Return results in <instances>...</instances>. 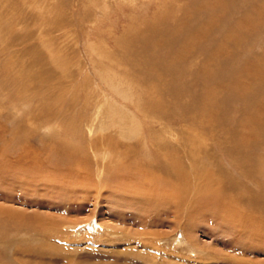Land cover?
<instances>
[{
  "label": "rangeland",
  "instance_id": "obj_1",
  "mask_svg": "<svg viewBox=\"0 0 264 264\" xmlns=\"http://www.w3.org/2000/svg\"><path fill=\"white\" fill-rule=\"evenodd\" d=\"M205 1L0 0V174L3 175L0 180L4 184L0 183V264H26L23 260L35 254L32 248L41 249L45 253L43 261L49 264H264V237L254 235L253 227L246 222V219L253 220V225L260 222L264 227V0H216V62L208 60L214 45L213 41H207L203 53L190 57L185 64L188 67L210 65L211 70L215 67L213 75L222 84H216L215 107L197 106L198 96H205L203 83L209 77L198 80L187 73L179 80L177 72L174 76L165 75L161 66L167 65L164 61L168 62V54L152 49L146 41L152 27L164 30L159 27L160 18H172V14L180 17L182 10ZM256 10L259 14L263 12V17L258 14V21L243 29L245 41L236 46L227 35L233 34V27L241 25ZM205 14V10L197 11L190 16L188 24L196 25L195 20ZM217 46L230 48L231 54ZM249 64L256 74L246 77L245 91L228 89L236 70ZM112 86L120 87L130 98L127 105L134 122L141 124L144 133L156 141L155 147L160 146L154 148V154L140 156L141 146L132 141V149L122 147L108 154L103 165L97 167L91 163L96 158L102 160V152L75 153L79 146L74 141H81L80 147L85 149L91 140L98 139L99 133L88 135L87 126L94 123L99 113L96 109L101 106L98 104L100 88L110 93ZM154 105L158 108L155 116L163 112L172 122L182 123L164 131L160 124L148 122L154 119L150 108ZM180 110L184 121L179 120ZM107 114L102 118L99 115V119L112 121L104 117ZM108 123L114 129L119 126L124 129L125 123L131 122ZM54 125L60 127L56 132L51 129ZM96 125L95 128L99 123ZM114 129L105 135L118 139ZM243 134L247 136V149L241 147L246 153L241 156L235 150ZM54 142L69 147L76 159L87 161L92 174L88 180L90 185H101L106 168L115 169V163L120 160L118 156L123 153L128 159L127 165L140 161L160 167L162 151L158 148L162 147L173 155L174 164L179 161L181 166L182 163L184 171L197 185L209 186L205 183L210 179L212 187L221 193L223 203L215 209L202 207L189 212L190 199L198 189L193 183L179 211L173 206L141 201L134 195L136 190L120 195L118 191L94 185L77 188L79 194L70 197L67 191L51 183L19 172L21 166L26 168L25 162L28 167L32 166L29 163L33 164L35 154L47 160L59 153L52 147ZM171 152H178L180 156L175 160ZM1 157L6 158L3 161ZM42 171L52 172L46 167ZM78 172L75 177L78 183H83L85 172ZM4 176L14 179V183L10 180L7 183ZM28 183L35 187L30 188ZM50 191L55 194L49 198ZM142 214L148 215L147 221L146 217L141 219ZM40 227L47 231H41ZM42 242L50 243L56 252L49 253V246ZM41 245L46 249L42 250ZM192 246L197 250L192 252Z\"/></svg>",
  "mask_w": 264,
  "mask_h": 264
},
{
  "label": "bare ground",
  "instance_id": "obj_2",
  "mask_svg": "<svg viewBox=\"0 0 264 264\" xmlns=\"http://www.w3.org/2000/svg\"><path fill=\"white\" fill-rule=\"evenodd\" d=\"M136 1V0H135ZM251 1V0H250ZM254 1V0H253ZM113 2V1H112ZM134 2V1H132ZM148 2V1H147ZM236 2V1H235ZM239 3V2H238ZM253 3V2H252ZM234 4V3H233ZM237 4V3H236ZM123 5V4H122ZM139 5V4H137ZM235 5V4H234ZM233 5V6H234ZM240 5V3H239ZM238 5V6H239ZM108 6V5H107ZM244 6V5H243ZM111 7V6H110ZM109 7V9H110ZM140 7V5H139ZM144 7V6H143ZM262 7V6H261ZM112 8V7H111ZM118 8V7H117ZM218 8V7H217ZM221 8V7H220ZM225 8L226 10L228 9L227 7H223ZM246 8V7H245ZM138 9V7H137ZM159 9V8H158ZM216 9V0H206L205 2H203V4L201 5V2L199 4H196L195 6H193L192 9H184L182 10V16L178 17V16H175L172 14V18H166V19H159L156 20L158 22H160V24L162 23V25H160L159 27H164V30L162 31H158L156 30L154 27H152V29L150 30V35L148 37V39L146 41H148V44L149 46L152 48V49H156V50H162L165 53L168 54V58H167V61H164L167 65L165 66H161V70L164 72L165 75H175L176 72H177V75L179 74V80H182L186 74L188 73V75H192L194 76L196 79H200L202 78L203 76L205 77H209L208 81L207 82H204L203 83V88H204V94L205 96H203L202 98L200 96H198V107L200 108L201 105L204 104V107L203 108H206V109H209L208 107V104L210 107H215L216 106V103H215V94H216V84H220L222 85L221 83L219 82H216V76L213 75V72L215 71V67L212 68L211 70V67L210 65H206V66H201V67H198V66H194V64L190 65V67H188L186 64L187 60H189L190 57H195L197 56V54H200V53H203V49H205L203 47L204 44H206L207 41H213V51L212 52H209L208 54V60L210 61V63H214L216 62V12L217 10ZM224 9V10H225ZM230 9V8H229ZM253 9V8H252ZM113 10V9H112ZM200 10H205V15L203 16V18L201 16L198 17V19H196V25H193V26H190L188 24L189 22V19L191 18L190 16H193V15H196L197 11H199L200 13ZM239 10V8H238ZM216 11V12H215ZM237 11V10H236ZM242 11V10H241ZM250 12V11H249ZM105 13V12H104ZM144 13V12H143ZM146 13V11H145ZM225 13V12H224ZM244 13V12H243ZM263 12H261L259 14L258 10L254 11L252 13V16L249 18V19H245L244 22H242L241 25H238V26H235L233 27V34H230L231 32H229L230 35H227L229 36V39L233 40L235 43H236V46H240L241 43H243V41H245L244 39V35H243V29L244 28H249L252 24H254L255 20L258 21V14L261 15L260 17H263ZM113 14V13H112ZM148 14V13H147ZM256 14H257V17H256ZM146 15V14H145ZM244 15V14H243ZM147 16V15H146ZM158 16V15H157ZM156 16V17H157ZM152 18V17H151ZM156 19V18H155ZM195 19V18H194ZM200 19V20H199ZM148 20V19H147ZM260 20V19H259ZM194 21V22H195ZM261 21V20H260ZM99 22V21H98ZM138 22V21H137ZM97 23V22H96ZM192 24V23H190ZM99 25V24H98ZM150 25V24H149ZM259 28L260 26L257 25ZM151 27V26H150ZM242 28V29H241ZM262 28V27H261ZM264 30V29H263ZM230 31V30H229ZM149 32V31H148ZM251 32V31H250ZM111 33V32H110ZM254 33V32H253ZM249 39V38H248ZM225 42V41H224ZM227 42V41H226ZM232 42V41H231ZM241 42V43H240ZM228 43V42H227ZM239 43V44H238ZM244 45L246 46V42H244ZM218 47V46H217ZM221 47V46H219ZM218 47V48H219ZM219 49H223V48H219ZM218 49V51H219ZM226 49V47L224 48ZM223 49V50H224ZM101 50V49H100ZM217 51V52H218ZM225 53H230L231 54V49L227 47V49L224 51ZM222 52V53H224ZM158 53V52H157ZM221 51H219V54H222ZM223 55V54H222ZM221 55V56H222ZM218 57V56H217ZM111 65V64H110ZM189 65V64H188ZM151 66V65H150ZM187 66V67H186ZM216 66V65H215ZM108 68V67H107ZM163 68V69H162ZM180 68V73L178 72V69ZM194 69H197V70H194ZM239 69V68H238ZM236 70L237 72L234 73L232 76V78L230 79V83H229V86L228 89H233V90H241L242 92L245 91L246 87H245V82H246V77L251 74V75H255V73H253L255 71V68H253L250 64L247 66V65H244V67L240 70ZM101 71V70H100ZM102 72H103V69H102ZM101 72V73H102ZM259 72V71H258ZM160 73V72H159ZM100 74V73H99ZM110 74H113V73H110ZM101 75V74H100ZM117 75V74H116ZM173 75V76H174ZM107 76V75H106ZM104 76H102L103 78ZM114 78V77H113ZM210 78H212V82L209 81ZM107 79V78H106ZM121 79V77H120ZM106 81V80H104ZM112 81V80H110ZM179 82V81H178ZM177 83V82H176ZM113 84V83H112ZM122 84V83H121ZM120 84V85H121ZM157 84V83H156ZM182 84V83H181ZM183 86V85H182ZM102 87V86H101ZM120 88V87H119ZM117 89V87H109V92L108 91H101V88H100V91H99V95H98V98L100 99V102L98 103V100L97 102H95L96 105L100 104L101 106L98 105L97 107V115L95 117V121L94 123L91 125V123H88L89 125L87 126V124L85 126L88 127V135L92 136V135H95L99 133V137L98 139H96L95 141L94 140H91L92 143L87 147H80V144H81V141H74V144L75 145H78V150H76L75 148V153L76 152H79L80 154H86V152H94L95 154H98L100 151L102 152L103 154V159L102 160H99L98 158L95 159V162L91 163L92 165L94 166H100V165H103L102 164V161H104L106 159V156H108V154L112 153V152H118L120 151V149L123 147V149H126V150H129V149H132V141H134V143L136 145H140L141 146V151L139 153V155L141 153H144V154H154V148H157L159 147L160 145H158L157 147H155V143L156 141L152 139V137L150 136V134L148 135L147 133H144L145 131V128L143 129L142 128V125L141 124H136V121L134 122L135 120V117L134 115L130 114L128 109H129V106L127 105V103L130 101V98L125 94L123 93V91H121L120 89ZM122 88V87H121ZM156 88V87H155ZM103 90V89H102ZM129 90V89H127ZM179 91V90H177ZM185 91V90H184ZM129 92V91H128ZM181 92V91H180ZM183 92V91H182ZM236 92V91H235ZM179 93V92H178ZM181 94V93H180ZM44 96V95H43ZM137 97V96H136ZM152 97V96H151ZM118 98H122L124 100V102H120V100ZM122 101V100H121ZM139 101V100H138ZM177 101V100H176ZM196 102V101H195ZM98 103V104H97ZM137 103V102H135ZM178 103V102H177ZM129 104V103H128ZM138 106V105H137ZM128 107V108H127ZM131 107V106H130ZM139 107V106H138ZM184 107V106H183ZM96 108V107H95ZM127 108V109H126ZM151 108V111L153 113V118L154 119H159L156 121H154V119H152L151 121L148 120V122H152L154 124H160V127L163 128L164 131H168L166 130L167 128H170L172 127V125H177L178 122H172L171 121V118L170 116H168V114H159V116H155L156 112L158 113V108L155 107H150ZM182 109V108H181ZM106 113H109L107 114L106 116H104L105 118H109L110 120L112 121H103L101 119H99V115L101 116V118L103 117L104 114ZM180 113H181V116L179 117V120L180 121H184V113L180 110ZM93 116V115H92ZM113 118H110L112 117ZM176 118V116H175ZM97 119H99L100 121H96ZM143 120V119H142ZM164 120L166 121L164 123ZM174 120V119H173ZM177 120V119H176ZM96 122L99 123L98 127L95 128L97 125H96ZM108 122H122L124 124V122H133L132 124L130 123L129 125H127L125 123L124 125V129L121 128V126L117 127L118 129H114L111 127V125L108 123ZM82 123V122H81ZM180 124L182 122H179ZM178 123V124H179ZM66 124V123H65ZM83 124V123H82ZM127 125V126H126ZM143 125L146 126L147 123L146 122H143ZM73 125H71L72 127ZM140 126V127H139ZM63 127V126H62ZM84 129V126L81 125V128L79 126L80 129ZM60 128V127H59ZM56 125L52 126V130L53 132H56L57 129H59ZM73 128V127H72ZM82 129V131H83ZM114 129L113 131H115L114 133L115 134H118L119 135V138L118 139H115V138H112V137H107L105 135V132L106 131H110ZM47 130V129H46ZM72 130V129H71ZM73 131V130H72ZM246 131V130H245ZM75 133V132H74ZM101 133V135H100ZM113 133V132H112ZM77 134V133H76ZM140 135L143 136V138H140ZM244 135V134H243ZM125 140V141H124ZM124 141V142H123ZM15 143V142H14ZM80 143V144H79ZM163 145V144H162ZM185 145V144H184ZM6 146V145H5ZM8 146V145H7ZM54 146V149L57 150V152L59 153H56L54 154V156L52 158H49L47 160H41L40 157H37V155L35 154L34 158H33V164L32 162H28L29 164H31L32 166L31 167H28V164H26L27 162H25V165H26V168H20L19 172L21 171V173H23L24 175H26L27 177L29 178H33L34 180H44L45 182H48V183H51L53 185V187H58L59 189L63 190V191H67L69 195H71L70 197H72V195H75L76 193L79 194V190L77 188H80V187H84L86 188L85 186H94V185H97L99 186L100 188L102 187H107L109 188V190H114V191H118L117 193H122L120 195H123L124 193H130L131 190H136V192H134L135 196H137L139 199L144 200V201H147V202H150L151 204L155 205V204H159V205H168L169 208L170 207H175V211H179V210H182L181 208L184 207V204L186 203L185 200V195L187 194V192H189L193 187L195 188L196 186H198V189H196V194L195 197L193 196V198L190 199V205H189V209L188 210L189 212L190 211H197L199 209H201L202 207H206V208H214L219 204L223 203V198H222V195L221 193H219V191L216 190V188L212 187L211 185V182H210V179H208V182L207 184L205 183V185H209V186H206V187H201V185H197L195 180L194 179H190V176L187 172L184 171V167L182 166V163H181V166L179 164V161H176L177 163L174 164L172 162V157L171 154L169 152H165L163 151V148H158L159 150L158 151H162V157L160 159V163H158L160 165V167H157L158 165H150V164H147V163H142V162H135L133 164V166L131 164L127 165L126 160L127 157H126V154H122V155H119L118 157L120 158V160H118L116 163H115V169H112L111 171H108V169L106 168V177H105V180L104 182L101 184V185H98V184H91L90 185V181H88L89 179H91V176L92 174L90 173V169L88 168V164H87V161H84L82 159H76L74 156V154L72 153V151H70V148L69 147H66V146H62V145H58L54 142V144L52 145V147ZM72 146H73V143H72ZM74 147V146H73ZM134 147V146H133ZM136 147V146H135ZM241 147H244L245 149H247V136L244 135L241 137V140L239 141V148L236 149V153L235 154H241L242 156V153L243 154H246L244 153V151L241 149ZM80 148V149H79ZM165 148V147H164ZM184 148V147H183ZM241 149V150H240ZM244 149V150H245ZM100 152V153H101ZM234 152V150H233ZM161 153V152H159ZM174 154L175 156V160H176V156H180L178 154V152H171ZM71 154H73V156H71ZM232 154V153H231ZM231 154L228 153L229 156H231ZM14 155V154H12ZM111 155V154H110ZM137 155V156H139ZM137 156L135 158H137ZM141 156V155H140ZM149 156V155H147ZM88 157V156H87ZM123 157V158H122ZM244 157V155H243ZM2 158V157H1ZM6 158V157H5ZM5 158H2L1 160L4 161ZM21 158H23L21 156ZM151 158V157H150ZM156 158V156H155ZM158 158V157H157ZM181 158V157H180ZM179 158V159H180ZM12 159V158H11ZM16 159V158H15ZM27 160V159H25ZM115 160V159H114ZM171 160V162L169 161ZM20 161V160H19ZM23 161V160H21ZM123 161H125L123 163ZM163 161V163H162ZM174 161V160H173ZM2 162V161H1ZM0 162V163H1ZM15 162V161H14ZM175 162V161H174ZM5 163V162H4ZM9 163V162H8ZM12 163V162H11ZM17 164V162H16ZM89 164V165H91ZM126 164V165H125ZM153 164H156L153 162ZM20 165V164H18ZM24 166V164H22ZM232 165V164H231ZM7 166V165H5ZM4 166V167H5ZM60 166V167H59ZM106 166V165H105ZM144 166V167H142ZM8 167V166H7ZM43 167H46L48 168V171H52L51 173H44L42 170H43ZM63 167H65V169H62ZM67 167V169H66ZM73 167V169H72ZM85 167V168H84ZM87 167V168H86ZM147 167H150V168H147ZM236 167V166H235ZM12 168V167H11ZM17 168V167H16ZM75 168V169H74ZM8 170H10L9 168H7ZM14 169V167L12 168ZM62 169V170H60ZM100 169V168H99ZM18 170V169H17ZM79 171H83L85 172V174L83 175L84 176V181L83 183H78V180L76 179L75 174H77V172ZM104 169H102L103 171ZM1 171V170H0ZM3 171V170H2ZM13 170H10V173H12ZM6 172V171H5ZM16 172V171H15ZM18 172V173H19ZM46 172V171H45ZM82 172V173H83ZM163 173V175H160V174H157V173ZM247 172V171H246ZM245 172V173H246ZM20 173V174H21ZM79 173V172H78ZM138 173V174H137ZM248 173V172H247ZM4 174V173H3ZM16 173H13V175H15ZM21 174V175H23ZM1 175V174H0ZM5 175V174H4ZM99 177H100V174H98ZM104 175V174H103ZM242 175H245L244 173ZM3 175L0 176V178L2 177ZM10 176V175H9ZM249 173H248V177H249ZM6 178V176H4ZM4 181L7 179V183L8 181L10 180L9 177L8 178H4ZM11 178L13 177L12 175L10 176ZM16 180L18 179V177H15ZM26 177L24 176V179ZM263 178V177H262ZM22 179V178H21ZM100 179V178H99ZM104 179V177L102 178ZM264 179V178H263ZM262 179V180H263ZM194 180V181H193ZM1 181V180H0ZM11 182L14 183V179L13 181L10 180ZM9 181V182H10ZM101 181V179H100ZM198 181V180H197ZM258 181V180H257ZM261 181V180H260ZM17 182V181H16ZM20 182V180H19ZM32 182V181H30ZM29 182V183H30ZM34 182V181H33ZM199 182V181H198ZM1 183V186L2 185V181L0 182ZM6 183V185H8ZM23 183V182H22ZM28 183V186L30 187ZM193 183V187H192V184ZM19 184V183H18ZM46 184V183H45ZM200 184V182L198 183ZM264 184V183H263ZM12 185V183H11ZM14 185V184H13ZM42 185V184H41ZM40 185V186H41ZM49 185V184H48ZM204 183L202 186H205ZM15 186V185H14ZM13 186V187H14ZM22 186V185H21ZM25 186H27L25 184ZM37 186V185H36ZM47 186V185H46ZM79 186V187H78ZM214 186V185H213ZM17 187V186H16ZM24 187V186H23ZM32 187H35V185L31 186L30 188ZM44 187V186H43ZM189 187H192L191 189ZM3 188V187H1ZM9 188V187H8ZM10 188L12 189V187L10 186ZM9 188V189H10ZM18 188V187H17ZM42 188V187H41ZM48 188V187H47ZM83 188V189H84ZM6 189V188H5ZM49 189V188H48ZM46 189V190H48ZM8 189H6L7 191ZM16 190V189H15ZM38 190V189H37ZM45 190V189H44ZM51 190V189H50ZM0 192H1V189H0ZM5 191H3L4 193ZM35 192V191H34ZM41 192V191H40ZM56 192V191H55ZM59 192V191H58ZM83 192H86L83 191ZM8 193V192H6ZM48 193H51L48 192ZM91 191L88 193L90 194ZM96 193V192H95ZM104 193V192H103ZM111 193V192H110ZM2 194V193H1ZM5 194V193H4ZM3 194V195H4ZM9 194V193H8ZM33 194V193H32ZM54 192L51 193V195H49V198L50 196H54ZM57 194V193H56ZM61 194V193H59ZM84 194V193H83ZM82 194V195H83ZM86 194V193H85ZM190 194V193H189ZM66 196V194H65ZM64 196V197H65ZM188 196V195H187ZM186 196V197H187ZM191 196V195H190ZM5 197V195L3 196ZM8 197V196H7ZM77 197V196H75ZM82 196L77 197L79 199H81ZM91 197V196H90ZM113 197V196H112ZM224 197V196H223ZM2 198V197H1ZM10 198V197H9ZM9 198H6L5 200L9 199ZM137 198V200H139ZM235 198V197H234ZM68 199V198H67ZM99 199V198H98ZM133 199V198H132ZM189 199V198H188ZM231 199V198H229ZM78 200V199H76ZM88 200V199H87ZM238 200V199H237ZM9 201V200H8ZM83 201H84V198H83ZM94 201V200H93ZM130 201V200H129ZM10 202V201H9ZM41 202V201H40ZM39 202V203H40ZM74 202V201H73ZM105 202V200H104ZM133 202V201H132ZM140 202V201H139ZM138 202V203H139ZM42 203V202H41ZM242 203V202H241ZM44 204V202H43ZM76 204V203H75ZM140 204V203H139ZM77 205V204H76ZM75 205V206H76ZM141 205L143 207L141 208H144L145 205H143V203H141ZM85 206V205H84ZM135 206V205H133ZM152 206V205H151ZM156 206V205H155ZM158 206V205H157ZM188 206V205H187ZM221 206V205H220ZM63 207V206H62ZM80 207V206H79ZM159 207V206H158ZM165 207V206H164ZM167 207V206H166ZM76 208V207H75ZM154 207L152 206V209ZM162 208V206H161ZM218 208V207H217ZM146 209H149L146 208ZM163 209V208H162ZM188 209V208H187ZM252 209V208H251ZM63 210V209H62ZM138 210V209H137ZM159 210V209H158ZM164 211L166 209H163ZM139 211H144V210H139ZM157 211V210H156ZM187 211V212H188ZM79 212V211H78ZM148 212V210L146 211ZM154 212V210H153ZM160 212V211H159ZM159 212H155V213H159ZM162 212V211H161ZM68 213V212H67ZM140 213V212H139ZM151 214V213H150ZM191 214V213H190ZM264 214V213H263ZM145 215V213H144ZM162 215V214H160ZM152 216V215H151ZM169 216V215H168ZM147 219L146 221L148 220V215L145 216ZM145 217L143 216L142 214V218L141 219H145ZM156 217V216H154ZM193 217H194V213H193ZM236 217L237 214H236ZM135 218V217H134ZM140 218V217H139ZM150 218V217H149ZM161 218V217H160ZM168 218V217H167ZM197 218V217H196ZM38 219V218H37ZM156 219V218H155ZM154 219V220H155ZM254 219V218H253ZM21 220V219H20ZM40 220V219H39ZM247 223H249L253 229H252V232L254 235H257V236H262L264 237V232H261V229H263V225L261 226V223L260 222H257V224L255 223V225H253L252 223L253 220H248L246 219ZM141 221V220H140ZM150 221V220H149ZM148 221V222H149ZM156 221V220H155ZM159 221V219H158ZM157 221V223H158ZM7 222V221H5ZM24 222V221H23ZM40 222V221H39ZM153 222V225L156 224V222L152 221ZM237 222V221H236ZM2 223H0L1 225ZM37 224V223H36ZM39 224V223H38ZM142 225V223H140ZM147 223H145L146 225ZM161 224V223H160ZM24 225V224H23ZM33 225V224H31ZM150 224L148 223V226ZM159 225V224H157ZM157 225H155L157 227ZM242 225V224H241ZM249 225V226H250ZM5 226H7L5 224ZM29 226V225H27ZM41 226H44V225H41ZM161 226V225H160ZM3 227V226H2ZM21 227V226H20ZM19 227V228H20ZM23 227V226H22ZM26 227V226H24ZM155 227V228H156ZM248 227V226H247ZM30 228V227H29ZM251 228V227H250ZM33 229V228H32ZM36 229V228H35ZM35 229H33L35 231ZM41 231L43 230L44 232L47 231L46 229L47 228H44L42 229L40 227ZM38 230V229H36ZM49 231V230H48ZM250 231V229H249ZM43 232V233H44ZM37 233V232H36ZM153 233V232H152ZM262 233V234H260ZM38 234H40L38 232ZM56 234V233H55ZM248 234V233H247ZM39 236V235H38ZM46 236V234H45ZM49 236V235H47ZM54 236V235H52ZM58 236V235H57ZM56 236V237H57ZM142 236V235H141ZM158 236V234H157ZM161 236V235H160ZM237 236V235H236ZM251 236V235H250ZM138 237V236H137ZM254 237V236H251V238ZM261 237V238H262ZM183 238V237H182ZM259 238V237H258ZM185 240H187L188 238L187 237H184ZM264 241V238H262ZM39 240V239H38ZM43 240V239H42ZM139 240V239H138ZM184 240V241H185ZM189 240V239H188ZM46 241V240H45ZM55 241V240H54ZM179 241V240H177ZM183 240H181L182 242ZM39 243V242H38ZM43 243V242H42ZM48 243V242H47ZM47 243H43L44 245ZM175 243V242H174ZM239 243V242H238ZM179 244V243H178ZM196 243H194L195 245ZM51 244L49 243V245H47V247L49 246V250L48 252L49 253H55L56 251L53 250L52 251V245L50 246ZM183 245V244H182ZM193 245V246H194ZM197 245V244H196ZM195 245V246H196ZM40 246V245H39ZM55 246L56 248V245H53ZM192 246V252L193 251H196L197 248L196 247H193ZM58 247V246H57ZM40 248V247H39ZM41 248L42 250H45L46 247H42L41 245ZM54 248V249H55ZM240 248V247H239ZM19 249V248H18ZM24 249V248H22ZM57 249L60 250V248L58 247ZM56 249V250H57ZM194 249V250H193ZM241 249V248H240ZM20 250V249H19ZM27 250H31L30 249H27ZM26 250V251H27ZM32 252L34 251L35 254L32 256L30 255V259H25L23 260L24 263L26 264H49V263H45L43 261V256H44V252L41 251V249H38V248H32L31 250ZM47 251V250H46ZM52 251V252H51ZM55 251V252H54ZM58 251V250H57ZM21 252V250H20ZM61 252V251H60ZM48 253V254H49ZM47 254V253H46ZM58 254V253H57ZM32 256V258H31ZM62 256V254H61ZM48 257V256H47ZM53 257V256H52ZM62 257H65L64 255ZM1 258V257H0ZM49 259V258H48ZM142 259V258H141ZM52 260V259H50ZM49 260V261H50ZM67 260V258H66ZM20 261V260H19ZM71 263V262H70ZM7 264H10V263H7ZM52 264V263H51ZM69 264V263H68Z\"/></svg>",
  "mask_w": 264,
  "mask_h": 264
}]
</instances>
